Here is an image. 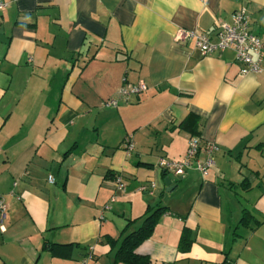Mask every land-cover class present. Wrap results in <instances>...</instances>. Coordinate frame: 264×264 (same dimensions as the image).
Here are the masks:
<instances>
[{
	"label": "crops",
	"instance_id": "obj_1",
	"mask_svg": "<svg viewBox=\"0 0 264 264\" xmlns=\"http://www.w3.org/2000/svg\"><path fill=\"white\" fill-rule=\"evenodd\" d=\"M0 1V264H83L90 246L85 264H126L114 260L123 235L160 206L135 249L154 264H264V71L174 41L179 29L215 41L239 8L264 38V0ZM190 114L217 145L213 164L164 174L159 158L180 159L195 135Z\"/></svg>",
	"mask_w": 264,
	"mask_h": 264
},
{
	"label": "built area",
	"instance_id": "obj_2",
	"mask_svg": "<svg viewBox=\"0 0 264 264\" xmlns=\"http://www.w3.org/2000/svg\"><path fill=\"white\" fill-rule=\"evenodd\" d=\"M5 4L0 1V10ZM216 40L210 41L205 33H198L192 30H177L174 41L184 43L192 41L196 49L201 54L211 53L215 50L223 51L230 49L234 52V58L241 64L240 73H258L264 71L262 62H264V38L259 37L249 28L248 15L244 8L234 10L230 14V21L219 20L216 23ZM147 89L144 82L124 83L115 97L103 101V107H115L119 100L128 101L130 97L137 96ZM123 147L126 152H130L133 147L132 135H127L123 140ZM217 150V145L213 142L202 140L200 135H190L188 138L187 148L183 156L178 160L161 157L158 164L167 173L183 178L188 169H195L202 176L208 174L209 168L213 164V153ZM201 152L206 157L201 158ZM49 182L53 181L52 175L47 176ZM114 185L117 189L123 190L125 182L120 175L114 176ZM6 203L3 196L0 195V228L6 216ZM92 247L87 250L86 259L92 258ZM84 258L82 263L85 264Z\"/></svg>",
	"mask_w": 264,
	"mask_h": 264
},
{
	"label": "trees",
	"instance_id": "obj_3",
	"mask_svg": "<svg viewBox=\"0 0 264 264\" xmlns=\"http://www.w3.org/2000/svg\"><path fill=\"white\" fill-rule=\"evenodd\" d=\"M198 118L195 115L190 114L184 124L183 127L187 128L191 134H197L196 127H197ZM166 174V171H164ZM166 206L154 207L151 209L150 212L145 214L143 217L142 224L136 228L135 230L125 233L114 253V260L120 261L126 264H154L151 258L148 255H142L135 252L136 247L145 239H147L159 216L166 211ZM246 216L241 218L242 222H246ZM133 221V220H131ZM127 223V227H128ZM185 237V231L180 238V246L182 249H186L188 244ZM190 240H188L189 243Z\"/></svg>",
	"mask_w": 264,
	"mask_h": 264
},
{
	"label": "water",
	"instance_id": "obj_4",
	"mask_svg": "<svg viewBox=\"0 0 264 264\" xmlns=\"http://www.w3.org/2000/svg\"><path fill=\"white\" fill-rule=\"evenodd\" d=\"M164 182H165V191H170L171 189H173V185L171 184V179L166 176L165 179H164Z\"/></svg>",
	"mask_w": 264,
	"mask_h": 264
},
{
	"label": "rangeland",
	"instance_id": "obj_5",
	"mask_svg": "<svg viewBox=\"0 0 264 264\" xmlns=\"http://www.w3.org/2000/svg\"><path fill=\"white\" fill-rule=\"evenodd\" d=\"M174 195H172L173 197ZM51 263V262H50ZM49 261H46L44 264H50ZM53 264H55L54 262H52ZM65 264H68V263H65Z\"/></svg>",
	"mask_w": 264,
	"mask_h": 264
}]
</instances>
